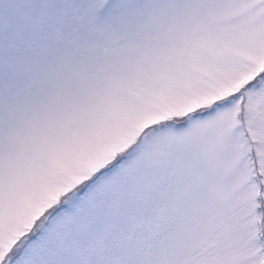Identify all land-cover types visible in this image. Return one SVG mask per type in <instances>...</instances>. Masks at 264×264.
<instances>
[{
	"label": "snow or ice",
	"instance_id": "1",
	"mask_svg": "<svg viewBox=\"0 0 264 264\" xmlns=\"http://www.w3.org/2000/svg\"><path fill=\"white\" fill-rule=\"evenodd\" d=\"M0 264H264V0H0Z\"/></svg>",
	"mask_w": 264,
	"mask_h": 264
}]
</instances>
